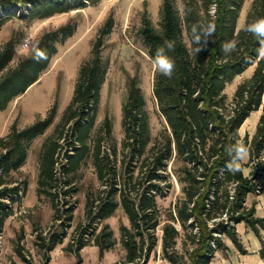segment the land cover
I'll list each match as a JSON object with an SVG mask.
<instances>
[{
  "label": "trees",
  "instance_id": "16d2710c",
  "mask_svg": "<svg viewBox=\"0 0 264 264\" xmlns=\"http://www.w3.org/2000/svg\"><path fill=\"white\" fill-rule=\"evenodd\" d=\"M245 0H183L181 13L173 0H163L161 22L156 28L144 12L137 31L146 53L153 63L159 49L171 57L175 67L171 77L154 71L153 93L166 127L161 136L151 145L148 155L140 162L146 176L132 181H118L116 173L111 184L97 199L87 200L86 213L92 221H103L114 214L119 205L124 208L130 227L121 226L122 244L126 258L122 264H147L159 244L157 229L162 230V259L169 264H210L217 250L225 249L223 236L245 254L238 238L236 226L245 223L259 236L264 230V218H258L256 203L246 205L248 194L256 190L255 181L245 176L244 166L239 165L235 148H245L249 162L262 158L264 153V55L259 52L261 42L247 31L250 24L264 18V0H252L242 28L238 20ZM32 5L29 16L50 17L68 11V0H0V28L12 16V6ZM108 18L95 41L90 59L80 70L74 95L65 109L60 127L72 123L73 136L81 143L72 156L69 155L65 172H71L88 152L86 139L93 126V114L99 102L101 86L105 81L106 69L101 53L104 39L114 27ZM208 22L215 25L214 36L205 35ZM53 37L45 35L35 41L31 51L20 58L14 68L4 70L15 59V40L11 38L0 50V110L7 109L13 100L23 95L37 82L52 57L57 52L56 43L74 30L67 26L58 30ZM62 34L60 38L59 35ZM235 40L236 47L230 53L223 45ZM171 44V49L168 45ZM197 49H200L197 51ZM255 65L252 75L237 87L229 103L225 92L227 84L237 75ZM128 95L123 105V147L131 151L132 162L145 154L149 142L148 120L145 99L138 80L128 81ZM262 107L256 132L251 141L241 139L239 130L247 118ZM56 107L46 119H40L19 130L16 124L12 132L0 138L1 174L19 169L26 161L30 143L53 123ZM85 121V122H83ZM111 122L104 121L105 133L111 136ZM58 138H49L41 149L38 195L47 196L57 210L56 190L59 187L56 168L60 144ZM102 135L94 145L93 164L98 178L106 180L105 159L102 156ZM239 170H234L235 165ZM181 184V195L173 207L162 210L158 196L161 183L170 180L168 166ZM256 173L264 171V162L256 164ZM255 173V174H256ZM165 174L167 176H165ZM253 174V176H255ZM70 185L69 181L65 182ZM0 175V186L4 185ZM19 187H4L0 199L18 196ZM69 194V191L65 192ZM119 199V201L117 200ZM74 207L68 209V222L72 221ZM10 215L0 201V230L3 221ZM59 220H61L60 216ZM178 225L179 228L177 227ZM64 225H62L63 227ZM73 240L66 248L80 258L85 247L84 237ZM66 233H55L45 244L46 260L49 252L62 244ZM93 244L102 253L115 245L113 231L108 224L92 234ZM183 237L182 251L178 240ZM76 243V245H75ZM21 253V250L19 251ZM264 260V248L260 251ZM80 264V263H79Z\"/></svg>",
  "mask_w": 264,
  "mask_h": 264
},
{
  "label": "rangeland",
  "instance_id": "374dc122",
  "mask_svg": "<svg viewBox=\"0 0 264 264\" xmlns=\"http://www.w3.org/2000/svg\"><path fill=\"white\" fill-rule=\"evenodd\" d=\"M173 2L183 13V0H173ZM251 3L252 0H245L238 20V29L243 27ZM162 5L163 0H68L67 12L50 17L29 16L31 4L21 7L12 6L10 11L17 16L7 19L0 28V50L13 38L17 44L16 54L15 59L10 62L4 72L16 67L20 58L31 51L33 43L46 34L53 37L56 32H59L58 30L67 26L71 27L74 33L59 39L56 43V54L37 82L23 95L13 100L6 110H0V138H2L12 132L13 124L22 130L37 120L46 119L52 108L56 107L53 123L30 143L26 161L22 166L6 174H1L0 171L5 183L0 186V193L4 187H19L17 197L0 199L4 203L5 210L10 211L0 230V264L124 263L126 251L122 244L121 226L130 227L131 224L124 208L119 205L112 217L95 222L87 216L86 204L89 195L92 200L99 199L107 187L106 181L109 184L114 181L112 179L114 172L118 181L121 182L129 179L135 181L145 177L147 168L142 171L139 167L140 162L148 155L149 148L166 127L167 123L159 112L153 93L155 67L146 53L147 49L137 36L144 12L148 14L153 25L159 28ZM2 15L1 12L0 16ZM110 17L115 19L114 27L105 37L101 53L106 77L101 86L97 109L93 114V126L86 139L89 150L74 170L67 173L64 167L68 165L69 155L73 156L78 149H81V143L73 136L72 123L64 128L60 127L62 116L74 95L79 70L90 59L100 30ZM59 37L61 38L62 34ZM26 41L29 44L27 48L23 47ZM254 68L255 65L245 69L242 74L234 78V81L227 84L225 92L229 103L239 84L252 75ZM134 77L144 93L149 142L144 156L140 160L136 158L130 165L131 151L123 147L122 116L123 105L129 93L128 81ZM261 114L262 107L247 118L239 130L241 139L252 140ZM106 118L111 122V136L105 133ZM59 135L62 138L59 140L60 149L56 165L59 178V187L56 190L58 212H56L51 200L45 195H38L37 189L43 144L49 138H58ZM101 135L104 138L102 156L109 155V159H105L108 174L105 182L99 180L93 164L95 141ZM260 162H264V153L262 158L252 163L249 162V155L246 153L239 165L244 166L245 176L252 178L257 186L254 192L248 194L246 205L250 208L256 203L255 216L264 218V171H258L257 174L254 170L256 164ZM171 167L169 165L167 170L170 180L161 183L162 191L158 196V204L162 210L173 207L181 195V184L173 175ZM66 181H69L70 185H67ZM67 191L69 194L66 195ZM117 200L119 201L118 198ZM97 203L98 201L95 202ZM72 206L74 207L72 221L68 222L66 217L70 213L68 209ZM57 216H60L61 220ZM104 224H108L113 231L115 245L109 251L102 253L93 244L92 234H97ZM85 229H89L90 232L84 237L86 245L80 251L79 258L69 253L66 248L73 240L77 242ZM236 229L245 254L229 238L223 236L226 248L217 250L210 264H262L255 255L264 248V230L258 228V236L245 223L238 224ZM63 232L67 236L62 244L56 245L49 252V259L46 260L45 244L49 243L52 235ZM157 235L159 244L147 264H169L162 259L160 228L157 229ZM183 240V237L178 240L177 248L180 251H182Z\"/></svg>",
  "mask_w": 264,
  "mask_h": 264
},
{
  "label": "clouds",
  "instance_id": "9594fccd",
  "mask_svg": "<svg viewBox=\"0 0 264 264\" xmlns=\"http://www.w3.org/2000/svg\"><path fill=\"white\" fill-rule=\"evenodd\" d=\"M247 31L250 32L252 35L258 38V40L261 42V47L259 49V52L264 55V18L257 19L252 24H250L247 28ZM215 33V25L211 22H208L205 30V35L208 37L214 36ZM169 49H171V44L168 45ZM236 47V41L233 40L225 45H223V50L226 53H230L233 51ZM200 49H197L199 51ZM153 66L156 68V70L161 73L164 76L171 77L173 71H174V61L171 57L167 56L163 49H159L157 51V55L155 59L153 60ZM246 149L238 146L235 148V152L238 158L243 159L244 155L246 154ZM234 170H239V165H235Z\"/></svg>",
  "mask_w": 264,
  "mask_h": 264
},
{
  "label": "crops",
  "instance_id": "0c3cea01",
  "mask_svg": "<svg viewBox=\"0 0 264 264\" xmlns=\"http://www.w3.org/2000/svg\"><path fill=\"white\" fill-rule=\"evenodd\" d=\"M252 67V66H251ZM254 71V70H253ZM253 73V72H252ZM258 259V261L262 264H264V260L260 257L259 251L257 252V254L255 255Z\"/></svg>",
  "mask_w": 264,
  "mask_h": 264
},
{
  "label": "built area",
  "instance_id": "2783aa9c",
  "mask_svg": "<svg viewBox=\"0 0 264 264\" xmlns=\"http://www.w3.org/2000/svg\"><path fill=\"white\" fill-rule=\"evenodd\" d=\"M28 41H26L24 44H23V47L27 48L28 47Z\"/></svg>",
  "mask_w": 264,
  "mask_h": 264
}]
</instances>
